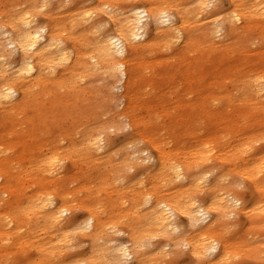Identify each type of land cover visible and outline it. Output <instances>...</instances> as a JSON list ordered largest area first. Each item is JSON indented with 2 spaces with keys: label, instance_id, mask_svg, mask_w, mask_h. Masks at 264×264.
Wrapping results in <instances>:
<instances>
[{
  "label": "bare ground",
  "instance_id": "bare-ground-1",
  "mask_svg": "<svg viewBox=\"0 0 264 264\" xmlns=\"http://www.w3.org/2000/svg\"><path fill=\"white\" fill-rule=\"evenodd\" d=\"M263 45L264 0H0V130L66 139L50 155L30 151L31 194L13 191L0 149L1 257L72 264L86 239L98 264H175L164 257L181 248L189 264H255L234 238L264 223ZM125 127L123 156L111 131ZM115 154L125 160L120 214L113 200L92 206L90 186L104 182L92 162ZM76 156L92 172L82 175L88 217L70 228L62 220L77 195L63 160L76 166ZM47 172L63 187L57 200ZM119 225L128 243L104 237ZM31 248L33 259L22 256Z\"/></svg>",
  "mask_w": 264,
  "mask_h": 264
},
{
  "label": "rangeland",
  "instance_id": "rangeland-1",
  "mask_svg": "<svg viewBox=\"0 0 264 264\" xmlns=\"http://www.w3.org/2000/svg\"><path fill=\"white\" fill-rule=\"evenodd\" d=\"M264 46V45H263ZM18 57L17 54H13L12 59L16 60ZM123 92V89H116L115 93L117 95H120ZM121 102H125L124 98H121ZM119 105L117 108L120 110L124 106L120 105V101H118ZM106 114L103 116L101 115L102 119H107ZM26 130L21 129L19 126L16 125L14 129H1L0 130V149H4L5 147L8 148L7 150L2 151V158L6 160H10V168L13 173V179L11 181V185L19 188H13V191L15 189V192H25L26 194H31L30 192H33L37 188V182L33 178L32 174H28L27 172H23L26 167L29 166L28 157L31 153L30 151L34 152H47L48 155H50L52 152L50 151L52 148L57 149L55 145H59L61 147L64 146V140H58L54 139V131H46L47 133L43 134V140L38 141V138L35 137V134H33L31 131L27 134H24ZM57 131L56 133H58ZM53 133V134H52ZM83 132L79 134H73L72 135V141L79 142L83 138ZM132 133V129L125 127L121 130L111 131V136L114 137L115 140V146L114 149L115 152L120 155L122 153L123 156H125V150L127 149L128 142H125L127 140V137ZM264 144V139L257 143ZM142 146H148L146 142L141 143ZM151 152H153L152 149L149 148ZM77 152V151H76ZM117 154L113 155V157L107 158L105 156L94 160L92 167L97 166V171H93L95 174L103 175L104 182L99 181V179H96L94 183H92L91 191H92V206H102L100 210L106 208V204L109 203L111 200L114 201V205L116 209V213L120 214L123 212V209H125V176H122V173H125L121 170V167L119 168V165L123 164L125 167V160L118 157ZM76 166L72 165V161L70 160H63V167H68V169L72 170L73 176L75 177L73 179V183L68 185V190L73 189L77 195V199L74 196H69L70 202L68 205L71 206V211H68L66 215H64V220H62L63 223L69 222L70 228L76 227L77 223L81 220H84L88 217V212L83 207V202L85 199L87 200L89 197L87 196L88 192L85 190V186H83V174H88L89 172H92L89 167L91 165L87 163V161L84 158H81L80 156H76L75 158ZM122 166V167H123ZM52 168H56L55 165H52ZM21 173L24 175V178L21 179L19 174ZM125 175V174H124ZM53 176L50 172H47V178L49 181L44 185L46 189L55 192L56 195L51 194V198L58 199L57 196H59V193L62 192L63 187L60 186V181H53ZM45 179V180H46ZM34 182V183H32ZM101 187L102 190H98L97 188ZM238 189L240 191L245 190L244 185H239ZM201 195V194H200ZM198 195V196H200ZM202 196V195H201ZM79 199H83L80 201ZM72 200V201H71ZM73 217V218H72ZM119 217V216H117ZM235 220V219H234ZM233 220V221H234ZM125 226V225H123ZM122 225L118 226V231L112 232L109 235H105L104 237L108 240L111 239L113 243L115 244H125L129 242V234L125 227ZM232 230L235 234H239V231L242 229L239 226L236 225V221L233 222L231 225ZM250 236H243L240 238H234V240L241 244V249L244 254L251 253L252 256L255 258H259L255 264H264V223L260 225V227H257L250 231ZM50 235V234H49ZM55 235V234H53ZM158 238L154 237L152 239V242H156ZM56 244V240H53L48 245H51V249H54L53 245ZM8 244L1 241L0 246V260L6 259V262L9 264H12L13 260H18L17 256H11L10 253L7 254V257H1L3 254L4 247ZM57 245V244H56ZM55 249L60 250L61 247H56ZM181 251H183V254H171L168 256H165L164 259L174 260L175 264H189V260L186 257V248H181ZM71 252L74 254L73 262L72 264H98L94 259L91 257L92 252H90V242L88 240L81 241V245L77 248H72ZM63 254V252H62ZM27 255L29 258L33 259L35 256V251L33 248L29 249L28 251H25L22 253V256ZM11 263H10V261ZM7 263V264H8ZM126 264H136L134 259H130L125 262Z\"/></svg>",
  "mask_w": 264,
  "mask_h": 264
}]
</instances>
